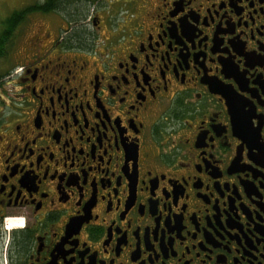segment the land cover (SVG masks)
Instances as JSON below:
<instances>
[{
    "label": "flooded vegetation",
    "instance_id": "1",
    "mask_svg": "<svg viewBox=\"0 0 264 264\" xmlns=\"http://www.w3.org/2000/svg\"><path fill=\"white\" fill-rule=\"evenodd\" d=\"M7 5L0 264H264V0Z\"/></svg>",
    "mask_w": 264,
    "mask_h": 264
},
{
    "label": "rangeland",
    "instance_id": "2",
    "mask_svg": "<svg viewBox=\"0 0 264 264\" xmlns=\"http://www.w3.org/2000/svg\"><path fill=\"white\" fill-rule=\"evenodd\" d=\"M14 1L16 0H0V18L4 17L8 13L7 4H12ZM112 2H115V0H78L77 3L68 0V2L63 6V13L64 15L66 14L67 18L69 19L68 26L66 27L75 28L76 26L79 27L80 25H83L82 21L84 20V17H76L75 15H71L72 10L74 11V9H78V11H80L79 15L81 14V12H85L90 15V13L93 12V9L98 8L103 10L104 6L107 5V3L110 4Z\"/></svg>",
    "mask_w": 264,
    "mask_h": 264
},
{
    "label": "trees",
    "instance_id": "3",
    "mask_svg": "<svg viewBox=\"0 0 264 264\" xmlns=\"http://www.w3.org/2000/svg\"><path fill=\"white\" fill-rule=\"evenodd\" d=\"M66 1H67V0H63V4H66V3L68 2V1H67V2H66ZM45 9H46V10H49V6H46Z\"/></svg>",
    "mask_w": 264,
    "mask_h": 264
}]
</instances>
